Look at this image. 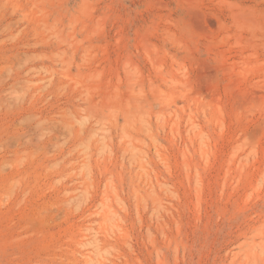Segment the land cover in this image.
I'll use <instances>...</instances> for the list:
<instances>
[{
    "label": "rangeland",
    "instance_id": "374dc122",
    "mask_svg": "<svg viewBox=\"0 0 264 264\" xmlns=\"http://www.w3.org/2000/svg\"><path fill=\"white\" fill-rule=\"evenodd\" d=\"M0 264H264V0H0Z\"/></svg>",
    "mask_w": 264,
    "mask_h": 264
}]
</instances>
